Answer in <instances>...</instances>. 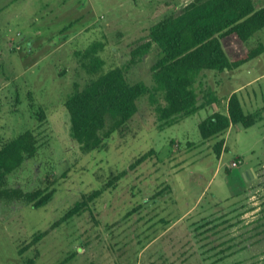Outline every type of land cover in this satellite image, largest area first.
Masks as SVG:
<instances>
[{"label": "rangeland", "instance_id": "1", "mask_svg": "<svg viewBox=\"0 0 264 264\" xmlns=\"http://www.w3.org/2000/svg\"><path fill=\"white\" fill-rule=\"evenodd\" d=\"M192 1L0 0V146L26 129L39 145L9 183L30 191L44 186L50 174L54 188L39 209L0 202V264H23L29 257L34 264H211L222 250L231 255L216 264L264 260V54L232 72L202 71L195 88L203 108L174 125L159 129L143 97L126 129L104 148L83 154L69 136L61 102L75 83L81 87L89 79L74 51L99 40L103 70L121 66L149 40L154 23ZM254 3L259 7L264 0ZM258 43H264V30L246 46ZM157 53L152 44L128 69L129 83L151 86ZM235 91L244 113L260 112L261 119L202 141L198 123L224 111L225 98ZM32 106L43 108L44 121L31 118ZM150 150L155 155L129 170ZM123 170L126 175L106 187ZM102 188L90 212L51 228L83 193Z\"/></svg>", "mask_w": 264, "mask_h": 264}, {"label": "trees", "instance_id": "2", "mask_svg": "<svg viewBox=\"0 0 264 264\" xmlns=\"http://www.w3.org/2000/svg\"><path fill=\"white\" fill-rule=\"evenodd\" d=\"M262 30L264 5L256 7L254 0H193L178 13L154 23L148 30L149 40L133 48L130 59L121 66L103 70L105 61L100 53L104 45L99 40L92 41L85 49L75 50L74 62L89 75V79L81 87L75 83L74 89L61 102L68 115L71 140L83 154L104 148L112 135L126 129L137 111V100L143 97L153 106L159 129L197 114L204 106V103H199L195 88L200 73L232 72L264 54V43L250 48L246 46L248 40ZM152 44L158 53L150 68L151 86L143 82L129 83L126 77L128 69L149 52ZM211 99L216 101L214 97ZM29 114L39 122L46 118L42 107L32 106ZM260 119V112L244 113L237 93L233 92L225 98L224 111H215L198 123L199 135L202 141H208L235 124L249 128ZM173 142L171 140L170 145ZM222 147L223 140L214 145L217 157ZM38 150L37 137L30 129L0 146V202H21L33 209L50 202L54 194L50 174H46L44 186L30 191L9 183L10 177L19 172L25 161L33 159ZM153 155L155 152L150 150L137 157L129 165V170ZM126 173L123 170L113 176L106 187L112 186ZM103 192L102 188L83 193L51 228L76 215L90 212V203ZM47 233V230L35 233L31 242L18 254L22 255L25 249L33 247ZM222 253L223 250L219 252L222 257L211 264L231 255ZM34 263L35 257L23 259V264ZM260 264H264V260Z\"/></svg>", "mask_w": 264, "mask_h": 264}, {"label": "built area", "instance_id": "3", "mask_svg": "<svg viewBox=\"0 0 264 264\" xmlns=\"http://www.w3.org/2000/svg\"><path fill=\"white\" fill-rule=\"evenodd\" d=\"M232 167H236L237 166V162L236 161H233L232 164H231Z\"/></svg>", "mask_w": 264, "mask_h": 264}, {"label": "crops", "instance_id": "4", "mask_svg": "<svg viewBox=\"0 0 264 264\" xmlns=\"http://www.w3.org/2000/svg\"><path fill=\"white\" fill-rule=\"evenodd\" d=\"M236 92V91H235ZM233 93V92H232ZM231 94V93H230Z\"/></svg>", "mask_w": 264, "mask_h": 264}]
</instances>
